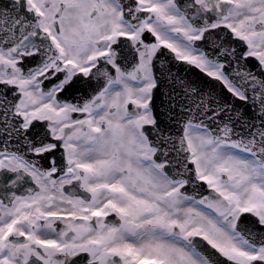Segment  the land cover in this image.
<instances>
[{
	"label": "snow or ice",
	"instance_id": "6c2138e0",
	"mask_svg": "<svg viewBox=\"0 0 264 264\" xmlns=\"http://www.w3.org/2000/svg\"><path fill=\"white\" fill-rule=\"evenodd\" d=\"M0 264H264V0H0Z\"/></svg>",
	"mask_w": 264,
	"mask_h": 264
}]
</instances>
